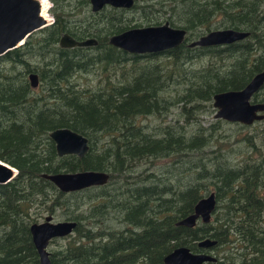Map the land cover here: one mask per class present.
Instances as JSON below:
<instances>
[{
	"label": "trees",
	"instance_id": "1",
	"mask_svg": "<svg viewBox=\"0 0 264 264\" xmlns=\"http://www.w3.org/2000/svg\"><path fill=\"white\" fill-rule=\"evenodd\" d=\"M50 1L53 23L0 56V160L18 170L0 184V264H40L30 227L48 215L77 221L71 234L51 241L52 264H165L177 247L200 252L196 241L207 237L218 240V260L206 264H264V140L257 129L243 132L249 125L201 119L215 94L242 89L264 70V0H135L130 9L99 12L90 0ZM166 21L187 30L176 48L139 55L109 43ZM220 28L250 35L188 45ZM63 33L98 44L61 47ZM89 74L97 84L82 83ZM261 90L254 102H264ZM174 108L181 113L174 123H144L151 116L166 122ZM226 125L236 126L238 138ZM57 128L87 136V155L59 156L49 135ZM166 159L163 168L155 164ZM146 162L149 172L137 174ZM172 164H182V177ZM83 170L108 172L109 181L63 192L42 176ZM212 184L217 224L178 226Z\"/></svg>",
	"mask_w": 264,
	"mask_h": 264
},
{
	"label": "water",
	"instance_id": "2",
	"mask_svg": "<svg viewBox=\"0 0 264 264\" xmlns=\"http://www.w3.org/2000/svg\"><path fill=\"white\" fill-rule=\"evenodd\" d=\"M135 0H90L93 12H99L105 6L130 9ZM42 15L38 0H0V56L23 45L38 30L52 24ZM249 31L234 28L211 30L191 41L190 47H210L231 44L247 38ZM187 30L174 27L169 21L158 25H146L127 29L110 36L109 43L132 54H156L183 44ZM96 38L78 40L69 33H63L60 46L65 48L95 46ZM31 85L39 86V76L31 73ZM264 86V70L256 74L242 89L228 90L214 95L216 118L245 125L254 124L264 119V102H254V95ZM56 143L59 156L74 154L85 157L90 150V141L84 134L70 128H57L50 132ZM18 173L12 165L0 160V184L11 181ZM42 176L53 182L63 192L79 191L92 186H101L109 181L110 174L105 171L83 170L78 172L43 173ZM217 208V195L213 191L201 198L194 207V212L177 222L178 226L194 228L201 218L209 223ZM77 226L74 220H56L52 215L30 227L33 242L40 256V264H52L48 247L55 238L65 237ZM216 240L206 238L198 242L199 247H212ZM217 257L209 253H196L188 246H180L164 257L165 264H204L216 262Z\"/></svg>",
	"mask_w": 264,
	"mask_h": 264
},
{
	"label": "rangeland",
	"instance_id": "3",
	"mask_svg": "<svg viewBox=\"0 0 264 264\" xmlns=\"http://www.w3.org/2000/svg\"><path fill=\"white\" fill-rule=\"evenodd\" d=\"M48 2H49V7L47 9V16L49 18V22H53L54 21V17L50 13V8L53 6V4H52V2L50 0H48ZM97 78H98V76L95 75V74H89V75H86V76H82V83L85 84V85H88L89 84V85L92 86V84L95 85V84L98 83ZM208 111L209 112H207L206 114H204V115L201 116L202 125H204V126L205 125H208L210 122H212L214 119H216L215 114L217 112V109L213 106V107L210 108V110L208 109ZM180 117H181L180 109L179 108H174V110L171 113V115L168 116L166 122H163V120L160 121L159 118H156L155 116H151V117L145 119L144 120V123L149 124L148 127L151 129L152 127L158 125L159 123H161V124L162 123L165 124V123H168V122L174 123V121H176V119L177 118H180ZM225 129L227 130V133L228 134L234 133V138L233 139H236V137L238 138V135L236 134V131H238V130H236V126L235 125H226L225 126ZM254 129H257V130H255V132L258 134V138L260 139V141L261 140H264V133H263L264 124L260 123V121L259 122H255L254 125L252 124V125H250L248 127H244L243 132H248L249 130L253 131ZM190 130H194L193 127H190ZM239 130H241V128ZM236 144L237 143H234V146H236ZM238 149H239L238 154H241L240 150H242V146H241V148L239 147ZM238 154H237V157L240 156ZM168 161H169V159H166V160H163V161H157L155 164H159L158 167L159 168H163L165 166L164 164H168L167 163ZM150 164H152V163L146 162V163H143V165L141 164V166L137 168V171H136L137 174L138 173H142V172H149ZM172 165H176V167H179L177 172L179 173V177H182L180 175L182 173V170L180 168L182 164H172ZM183 174H184L183 177L186 176L187 175V171L184 170ZM120 178H123L124 179L123 176H121ZM214 187L215 186H213V184L210 185V191L209 192H211L212 190H214ZM209 192H207L204 195V197L205 196H208L209 195ZM220 211H221V209H219V212ZM219 212H218V214H220ZM55 219L56 220H64V218L61 219L59 216H56ZM213 219L214 220H213V222L211 224L216 225L217 224V222L215 221L216 214L213 215ZM199 224L202 225V223H199ZM52 247H53L52 245L48 247V249H49L50 252H51V248Z\"/></svg>",
	"mask_w": 264,
	"mask_h": 264
},
{
	"label": "flooded vegetation",
	"instance_id": "4",
	"mask_svg": "<svg viewBox=\"0 0 264 264\" xmlns=\"http://www.w3.org/2000/svg\"><path fill=\"white\" fill-rule=\"evenodd\" d=\"M36 89V88H35ZM262 89V88H261ZM260 89V90H261ZM262 91V90H261ZM262 114H264V112H261ZM262 120H264V119H262ZM261 120V121H262ZM252 125V124H251ZM250 126V125H249ZM217 209V208H216ZM214 214H216V210L214 211V213L212 214V218H211V221L209 222V223H205V222H203L202 221V219L200 218L199 220H198V222H197V225L196 226H204V225H207V224H211L212 222H213V215ZM199 223H202V225H200ZM207 238H210V237H207ZM204 239H206V238H204ZM212 240H216L217 241V244L215 245V246H212V247H199L200 249H201V251L200 252H196V253H209V254H211V255H214L215 257H217L216 256V251H215V249H214V247H216L217 245H218V240L217 239H213V238H211ZM201 240H203V239H201ZM200 240H198V241H196L197 242V244H198V242H199ZM51 244V243H50ZM207 263V262H206ZM206 263H204V264H206Z\"/></svg>",
	"mask_w": 264,
	"mask_h": 264
},
{
	"label": "bare ground",
	"instance_id": "5",
	"mask_svg": "<svg viewBox=\"0 0 264 264\" xmlns=\"http://www.w3.org/2000/svg\"><path fill=\"white\" fill-rule=\"evenodd\" d=\"M41 3V8H42V15L47 19L49 22V18L47 16V9L49 7V2L48 0H38Z\"/></svg>",
	"mask_w": 264,
	"mask_h": 264
}]
</instances>
